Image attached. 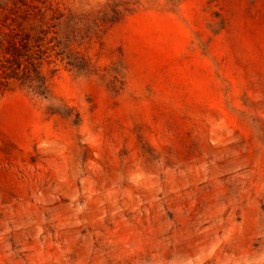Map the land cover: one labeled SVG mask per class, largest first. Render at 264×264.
I'll list each match as a JSON object with an SVG mask.
<instances>
[{
    "label": "rangeland",
    "instance_id": "rangeland-1",
    "mask_svg": "<svg viewBox=\"0 0 264 264\" xmlns=\"http://www.w3.org/2000/svg\"><path fill=\"white\" fill-rule=\"evenodd\" d=\"M22 1L0 0V264H264V0H116L107 24L62 0L67 27Z\"/></svg>",
    "mask_w": 264,
    "mask_h": 264
},
{
    "label": "trees",
    "instance_id": "trees-1",
    "mask_svg": "<svg viewBox=\"0 0 264 264\" xmlns=\"http://www.w3.org/2000/svg\"><path fill=\"white\" fill-rule=\"evenodd\" d=\"M34 1H32L31 4H28L27 7H35L34 5ZM37 2H40V0H36ZM54 1L56 6L53 5H49L46 6V8L44 9L43 12L40 13V18L41 20L46 21H50V20H56L58 22L59 26H65L67 27V21L69 20V18H73L74 16L72 15V13H64L62 10L59 9V3L62 0H51ZM19 2H21V5H26L25 3H22V0H19ZM42 4L44 2H41ZM132 3H125V2H118L116 0H107L105 3L101 4L100 8L98 10L95 11V15L96 18L94 19L95 21H99L103 24H107V23H114L116 21L119 20V18L121 16L124 15L125 12H129L131 10H133V7H131ZM96 23V22H95ZM94 23V24H95ZM97 26V25H95ZM88 32L91 31V29H86ZM82 30L81 29H71V33L72 34H79ZM9 45L12 48H15L13 43H11V41H9ZM18 50V49H17ZM62 54V53H61ZM70 56V55H69ZM68 53H63L62 58L61 59H68L69 63L73 66V67H77L78 69H82L83 65H82V61L80 59H78L77 57H69Z\"/></svg>",
    "mask_w": 264,
    "mask_h": 264
}]
</instances>
